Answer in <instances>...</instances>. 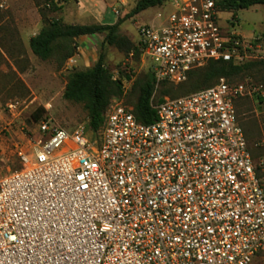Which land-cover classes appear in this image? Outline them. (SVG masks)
Masks as SVG:
<instances>
[{
	"label": "built area",
	"instance_id": "obj_1",
	"mask_svg": "<svg viewBox=\"0 0 264 264\" xmlns=\"http://www.w3.org/2000/svg\"><path fill=\"white\" fill-rule=\"evenodd\" d=\"M168 4L159 25L137 29L156 88L210 61H264L263 36L231 18L223 27L217 0ZM256 96L263 86L221 78L153 103L150 124L121 98L97 130L44 115L19 167L0 176V264H253L264 256V157L250 152L237 102Z\"/></svg>",
	"mask_w": 264,
	"mask_h": 264
},
{
	"label": "rangeland",
	"instance_id": "obj_2",
	"mask_svg": "<svg viewBox=\"0 0 264 264\" xmlns=\"http://www.w3.org/2000/svg\"><path fill=\"white\" fill-rule=\"evenodd\" d=\"M137 1L0 0V176L19 167L17 149H27L34 137L38 110H43L40 112L41 117L51 116L69 132L79 126L90 129L83 104L63 97L70 72L93 67L100 53L105 54V65L114 78H121L123 73L140 80L150 68L149 61L141 54H127L114 46H103V34L77 38L76 54L62 63L57 56L49 60L35 56L30 48L31 38L39 33L46 20L51 19L69 25L119 23L120 34L137 45L138 26H157L161 23L157 14H166L171 10L168 2H165L128 17ZM229 18L247 38L259 35L264 38V5L241 10L236 16L222 12L220 22L223 27H227ZM225 79L229 82L252 81L264 88V68L256 66L236 78ZM123 81L127 94L121 99L131 105L136 99V92L127 79ZM160 88L161 83L157 88V96ZM183 91L185 89L175 90L168 97ZM10 103L17 104L13 111L7 108ZM237 111L250 152L259 160L264 157V100L260 103L255 98L241 99L237 102ZM253 264H264V256Z\"/></svg>",
	"mask_w": 264,
	"mask_h": 264
},
{
	"label": "trees",
	"instance_id": "obj_3",
	"mask_svg": "<svg viewBox=\"0 0 264 264\" xmlns=\"http://www.w3.org/2000/svg\"><path fill=\"white\" fill-rule=\"evenodd\" d=\"M170 0H138L135 7L127 15L134 17L141 12L163 5ZM220 11L232 13L234 16L241 10H247L256 5H264V0H217ZM45 16V15H44ZM119 23L94 25H69L56 19L46 20L42 29L30 40L32 53L41 60H49L55 56L62 63L72 58L78 48L77 38L84 36L104 35L103 46H114L119 50L133 55L141 54L137 45L119 32ZM262 66L264 61H248L236 64L233 61H210L206 66L191 71L185 82L175 85L161 82L157 96L156 79L150 68L143 79H136L128 74L121 78H114L105 65V54L100 53L93 67L85 70H74L67 76V84L63 97L65 100L83 104L89 117V125L93 130L101 127L104 114L115 98H122L125 82H132L131 88L136 92V99L131 104L136 118L145 124L153 123L157 119L153 103H160L175 90L185 89L182 93L172 95L178 98L195 93L199 90L215 85L221 78H236L253 67ZM215 83L212 84V82ZM233 83V82H232ZM155 94L154 99L153 96ZM256 101L263 102V98L256 96ZM38 110L35 119L42 117Z\"/></svg>",
	"mask_w": 264,
	"mask_h": 264
}]
</instances>
